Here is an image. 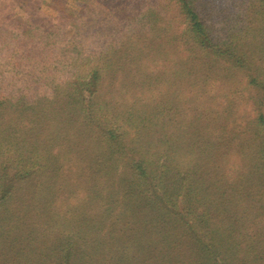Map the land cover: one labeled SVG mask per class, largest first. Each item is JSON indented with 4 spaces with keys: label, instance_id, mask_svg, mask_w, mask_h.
I'll return each instance as SVG.
<instances>
[{
    "label": "rangeland",
    "instance_id": "1",
    "mask_svg": "<svg viewBox=\"0 0 264 264\" xmlns=\"http://www.w3.org/2000/svg\"><path fill=\"white\" fill-rule=\"evenodd\" d=\"M105 1L0 0L2 102L13 95L9 94L12 89L23 90L24 83L37 70L44 78L41 87L49 83L66 86L74 83L77 75L100 70V80H92L89 92L66 104L65 122L52 111L43 121H30L26 115L32 109L29 100L20 103L23 107L19 109L4 106V114H12L8 128H17L19 142L26 140L22 144L25 150L19 154L6 147L0 135V221L12 220L5 233L0 228V264H69L60 259V248L69 238L80 241L74 215L81 209L88 211L89 218L105 213L102 230L110 229L118 213L108 209L106 212L103 198H96L94 191L88 193L99 181L98 169L88 170L94 163L92 159L88 163V156L102 154V158L113 150L112 164L107 159L98 163L111 164L117 174H122L123 167L141 153L148 155L144 159L152 166L162 168L168 161L183 167L184 152L189 145L194 147L199 134L222 142L229 134H235L233 131L244 137L256 116L264 115V98L247 84L245 72L227 63L217 65L206 52H199L183 37L186 22L172 4L165 0H132L119 13L108 10ZM205 1L211 4L215 30V36L209 37L224 48L237 46L240 56L251 55L244 46L252 42L260 45L255 34L236 35L237 29L221 17L241 11L238 9L257 0ZM240 24L238 27L243 30ZM148 28L154 32H148ZM35 102L40 103V98ZM57 118L62 125L56 126ZM196 125L201 128H194ZM107 130L112 139L104 137ZM194 131L197 133L193 137ZM74 136H78L76 145L71 142ZM172 141L180 149L168 153ZM86 145L91 148L84 150ZM60 148H81L83 153L75 158L71 154L65 159L58 157L57 161L47 158L48 151L57 153ZM225 160L223 157L220 162ZM235 166L231 157L223 163L226 172ZM96 169V175L91 176ZM11 186V193L6 195ZM169 206L173 207L172 219L179 216L181 220L180 230L190 235L196 230L207 241L218 242L209 233L229 223L210 218V227L196 229L191 216H185L181 199L171 201ZM70 219H74V224ZM239 221L244 226L241 239L232 236L229 244L235 250V244L242 241L240 247L252 255L258 240L263 242L259 235L264 232V216L252 215L250 205L249 213L241 214ZM30 229L39 232L35 245L43 248L40 251L51 250L56 259L29 263L24 259L26 255H20L24 242L28 244L26 233ZM16 238L18 241H14ZM119 245L120 242L115 243L111 250L116 251L113 248L118 249ZM217 248L222 253L218 244L212 250L216 252ZM95 257L98 259L94 264H113L100 252Z\"/></svg>",
    "mask_w": 264,
    "mask_h": 264
},
{
    "label": "trees",
    "instance_id": "2",
    "mask_svg": "<svg viewBox=\"0 0 264 264\" xmlns=\"http://www.w3.org/2000/svg\"><path fill=\"white\" fill-rule=\"evenodd\" d=\"M130 1L132 0H106L104 4L108 10L121 13L125 11ZM165 1L172 4L179 16L185 20L186 28L183 37L189 39L188 41L195 45L199 52H206L210 55L217 65L227 63L231 68L245 72L247 84L262 94L264 98V0L250 1L249 4L238 9L241 11L221 17L228 22L229 26L237 29L236 35L252 33L260 41V45L257 42L245 45L244 48L251 51V55L246 54L245 56L238 54L237 46L224 48L209 37V35L215 36L212 35L215 30L211 23L210 2L205 0ZM256 3L257 6L254 5ZM240 22L243 30L238 27ZM148 32L154 31L148 28ZM257 50L259 52H256ZM40 72L37 70L29 76L30 79L24 83L23 90L12 89L9 94L13 95L8 97L6 102H2L4 97H0L1 140L6 147L19 154L25 150L22 144H25L26 139L19 142L16 139L17 128H8L12 114H4V111H7L4 106L19 109L23 107L20 103L29 100L32 109L26 115L30 121L33 122L36 118V121L38 119L43 121L50 111L57 112L64 121V117L68 116L65 113L66 104L68 106L69 103L84 97L89 92L88 88L93 83L92 80L94 83L100 80L98 69L91 70L86 75H77L75 82L66 86L61 83L58 85L49 83L41 87L44 78ZM38 98H40V103L35 102ZM55 121L56 126L63 124L60 118ZM169 123L172 122L169 121ZM252 124L246 128L244 137L243 133L233 131L235 134H229L226 142L213 141L208 134L206 136L199 134L194 139V147L189 145L184 152L183 167L170 164L168 161L163 164L162 168L157 165L152 166L153 163L144 159L148 155L141 153L138 159L130 160L123 167L122 174H117L111 166L114 162L115 152L113 150L102 158V154L98 157L88 156L90 158L88 163L92 162L91 159L94 160L88 170L92 171L97 168L100 181L92 186V190L89 189L88 193L94 191L96 198H103V204H101L103 206L105 203L103 209L106 212L108 209L109 212L116 211L118 214L111 221L110 229L103 231L102 223L106 220L105 213L99 211L98 217L89 218L88 211L81 209L74 215L77 218L75 224L74 219L69 220L80 233L76 236L80 241L75 242L71 238L64 240L63 247L60 248V251H63L60 252V259L69 261V264H94L97 263L95 259H98L94 256L100 252L104 257H109L113 264H236L235 262L237 264H264V232L259 235V238L262 236L263 242L258 240L254 246L257 248L253 250L252 255L240 247L242 241L235 244L237 250H232L229 244L232 236L236 235L235 237L241 239L240 232L244 226L240 223L239 216L244 213L248 214L250 205L252 215L264 216V115L258 114ZM194 128L200 129L201 125H196ZM101 130L105 131L104 128ZM195 133L197 131L192 133L193 137ZM77 137L74 136L71 140L75 145L79 142L76 140ZM104 137L108 140L112 139L111 132L107 130ZM173 143V141L169 143L171 146L168 153L170 151L175 153V149H180ZM88 148H91V145H86L84 150ZM80 149L60 148L57 153L48 151L47 158L57 161L58 157L65 159L69 154L75 158L83 153ZM84 153L86 155L87 151ZM223 157L226 160L230 157L234 159L235 168L224 171L223 163L225 164L226 160L220 162ZM100 159H107L111 164L102 166V163H98ZM184 168L186 171L183 173ZM97 169L92 174L87 173L95 176ZM79 175L83 176V172L79 171ZM11 191L12 186L6 195H9ZM5 197L3 196L4 199ZM177 199H181L185 216H191L192 227L196 229L210 227V223L207 222L210 218H221L220 221L229 222L209 233L214 235L219 240L218 242L205 240L196 230L192 235L188 231L180 230L181 220L179 216L177 220L172 219L173 207L169 206L171 201ZM162 202H165V205H162ZM241 204L245 206V210ZM80 207L87 208L86 205ZM11 221H6V219L0 221L2 233L6 232L5 229L9 227ZM184 225L187 227L186 224ZM27 235L28 244L24 242L23 250L19 251L20 255H26L24 259L27 262L40 260L39 263H46L56 259V255H52L51 250L48 253L41 252L40 249L43 248L35 245L39 235L38 230L30 229ZM14 241H18L17 238ZM119 242L120 247L113 248L116 251L111 250V246ZM216 244L222 248V253L218 252V248L216 252L212 250ZM239 254L243 257L238 258ZM18 256L17 254L16 258ZM249 256H252L251 260Z\"/></svg>",
    "mask_w": 264,
    "mask_h": 264
}]
</instances>
